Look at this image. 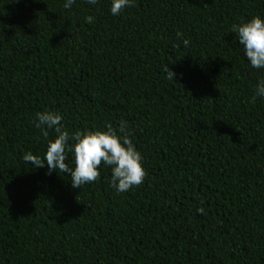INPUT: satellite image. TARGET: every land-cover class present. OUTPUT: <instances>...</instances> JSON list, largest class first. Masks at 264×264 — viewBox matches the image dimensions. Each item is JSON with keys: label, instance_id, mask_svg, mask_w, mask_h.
<instances>
[{"label": "trees", "instance_id": "1", "mask_svg": "<svg viewBox=\"0 0 264 264\" xmlns=\"http://www.w3.org/2000/svg\"><path fill=\"white\" fill-rule=\"evenodd\" d=\"M63 2L0 0V264H264V69L230 31L264 0ZM46 109L70 133L127 121L143 182L24 161Z\"/></svg>", "mask_w": 264, "mask_h": 264}, {"label": "clouds", "instance_id": "2", "mask_svg": "<svg viewBox=\"0 0 264 264\" xmlns=\"http://www.w3.org/2000/svg\"><path fill=\"white\" fill-rule=\"evenodd\" d=\"M74 3L75 0H64L63 7L68 9ZM87 3L95 5L97 0H87ZM134 4L135 0H109V12L116 16ZM84 20L90 24L94 22V17L86 15ZM230 31L236 34L249 67L264 69V16L252 15L232 24ZM177 35L181 34L178 32ZM183 44L187 46L189 41L184 39ZM164 71L166 78L173 80L174 72L166 65ZM257 98H264V75L257 77L249 102L255 103ZM62 119L61 113L56 110L46 109L34 114V127L40 130L46 147L42 157L31 151L25 152L22 156L24 161L35 167H44L46 164L49 172L59 170L67 173L74 188L96 180L100 176L101 163L110 169L109 186L117 193L128 191L143 182L146 176L143 157L132 142L127 121L121 119L116 127L106 121L102 128L70 133L60 123ZM49 130L55 133L51 139ZM69 153L70 164L66 162ZM197 211L202 209L198 208Z\"/></svg>", "mask_w": 264, "mask_h": 264}]
</instances>
